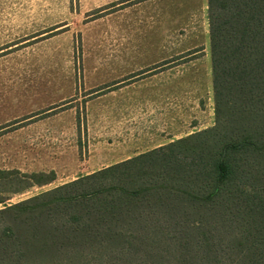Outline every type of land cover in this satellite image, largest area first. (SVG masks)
<instances>
[{
	"label": "trees",
	"instance_id": "1",
	"mask_svg": "<svg viewBox=\"0 0 264 264\" xmlns=\"http://www.w3.org/2000/svg\"><path fill=\"white\" fill-rule=\"evenodd\" d=\"M207 17L214 124L28 198L0 197V264L86 248L101 264H264V0H207ZM54 179L0 169L20 186L12 193Z\"/></svg>",
	"mask_w": 264,
	"mask_h": 264
},
{
	"label": "rangeland",
	"instance_id": "2",
	"mask_svg": "<svg viewBox=\"0 0 264 264\" xmlns=\"http://www.w3.org/2000/svg\"><path fill=\"white\" fill-rule=\"evenodd\" d=\"M206 4L0 0V169L55 173L52 182L18 193L20 186L1 181L0 197L16 202L73 180L81 169L153 149L169 119L178 136L214 124ZM168 78L175 81L172 98L159 85ZM174 108L176 115L164 112ZM133 128L144 130L137 147L127 145ZM59 256V263L36 252L28 258L102 262L88 248Z\"/></svg>",
	"mask_w": 264,
	"mask_h": 264
},
{
	"label": "crops",
	"instance_id": "3",
	"mask_svg": "<svg viewBox=\"0 0 264 264\" xmlns=\"http://www.w3.org/2000/svg\"><path fill=\"white\" fill-rule=\"evenodd\" d=\"M206 3H207V0H206ZM207 5V4H206ZM170 69H172V68H169L168 70H170ZM200 75L202 76L203 75V69L201 70V72H200ZM209 79H212V74H211V59L209 60ZM174 83H175V81L174 80H172V78H168L167 80H165V81H161V83H159V85H160V88H161V90L163 91V92H165V97L164 98H166V97H168V98H172L171 96L174 94L173 92H172V89H173V87H174ZM174 106L176 107V104H174ZM165 113H166V115H168V116H172V115H176V110H175V108H174V112H171V111H169V112H167V111H164ZM175 119V118H174ZM213 124H210V126H212ZM209 126V127H210ZM163 127V129H165V135L164 136H162L161 137V141L158 143V144H156V145H154L152 148H156V147H159V146H161V145H165V144H167V143H169V142H171V141H173V140H175V139H178V138H181V137H184V136H178L177 135V129L175 128V123H172V121L169 119V122H165V124L162 126ZM208 127V126H207ZM206 127V128H207ZM204 129V128H203ZM198 130H200V129H198ZM198 130H196V131H198ZM129 131H131V135L129 136V138L127 139V145L128 146H131V147H137L139 144H140V140H142L143 139V137H144V135H143V129H138V130H135L134 128L133 129H130ZM193 132H195V131H192V133ZM189 134H191V133H189ZM187 135H188V133H187ZM185 136H186V134H185ZM142 144H143V142H142ZM145 151H147V150H142V151H139V152H133V153H131L130 155H127V156H125V157H123L122 159H120V160H117V161H113V162H111L110 164H113V163H116V162H119V161H122V160H125V159H128V158H130V157H133V156H135V155H138V154H140V153H142V152H145ZM110 164H108V165H110ZM108 165H104V166H101V167H98V168H95V169H88V168H86L85 170L84 169H81V171H79V174H77V176L76 177H79V176H82V175H85V174H88V173H91V172H93V171H96V170H98V169H100V168H102V167H105V166H108ZM76 177H74V178H76ZM73 178V179H74Z\"/></svg>",
	"mask_w": 264,
	"mask_h": 264
}]
</instances>
